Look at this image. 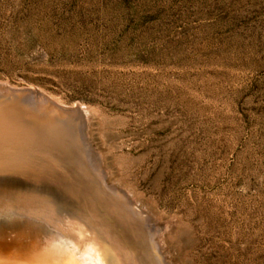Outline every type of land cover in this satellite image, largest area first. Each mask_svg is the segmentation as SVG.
Wrapping results in <instances>:
<instances>
[{
	"label": "rangeland",
	"instance_id": "1",
	"mask_svg": "<svg viewBox=\"0 0 264 264\" xmlns=\"http://www.w3.org/2000/svg\"><path fill=\"white\" fill-rule=\"evenodd\" d=\"M0 82L88 108L168 264H264V0H0Z\"/></svg>",
	"mask_w": 264,
	"mask_h": 264
},
{
	"label": "bare ground",
	"instance_id": "2",
	"mask_svg": "<svg viewBox=\"0 0 264 264\" xmlns=\"http://www.w3.org/2000/svg\"><path fill=\"white\" fill-rule=\"evenodd\" d=\"M7 85L0 82V264L94 254L103 264H168L159 247L167 222L107 178L88 143V108L36 86ZM35 89L68 109L53 108Z\"/></svg>",
	"mask_w": 264,
	"mask_h": 264
},
{
	"label": "water",
	"instance_id": "3",
	"mask_svg": "<svg viewBox=\"0 0 264 264\" xmlns=\"http://www.w3.org/2000/svg\"><path fill=\"white\" fill-rule=\"evenodd\" d=\"M6 88H7L8 90H10L11 92H24V91H26V90H28V91H31V90H32V89H29L28 87H13V86H9V85H7ZM33 90H34V89H33ZM35 91H39V90H36V89H35ZM39 92L43 95V97L46 99V101H47L51 106H53V108L55 107V108H58V109H64V110L68 109V108H66L65 106L60 105V104H58L57 102L51 100V99L48 98L45 94H43L41 91H39ZM25 120H26V122L31 121L30 119H25ZM31 122H32V121H31Z\"/></svg>",
	"mask_w": 264,
	"mask_h": 264
},
{
	"label": "snow or ice",
	"instance_id": "4",
	"mask_svg": "<svg viewBox=\"0 0 264 264\" xmlns=\"http://www.w3.org/2000/svg\"><path fill=\"white\" fill-rule=\"evenodd\" d=\"M61 264H103V260L98 259L94 254L91 259H83V260L66 259V260L62 261Z\"/></svg>",
	"mask_w": 264,
	"mask_h": 264
}]
</instances>
